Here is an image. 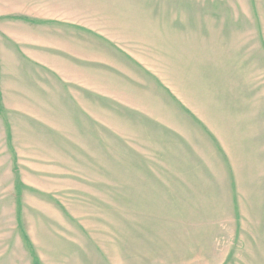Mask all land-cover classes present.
Instances as JSON below:
<instances>
[{"label":"rangeland","instance_id":"rangeland-1","mask_svg":"<svg viewBox=\"0 0 264 264\" xmlns=\"http://www.w3.org/2000/svg\"><path fill=\"white\" fill-rule=\"evenodd\" d=\"M0 264H264V0H0Z\"/></svg>","mask_w":264,"mask_h":264},{"label":"crops","instance_id":"crops-1","mask_svg":"<svg viewBox=\"0 0 264 264\" xmlns=\"http://www.w3.org/2000/svg\"><path fill=\"white\" fill-rule=\"evenodd\" d=\"M129 59V58H128ZM132 60H134L133 58H132ZM135 61V60H134ZM89 96L90 97H94L90 92H89Z\"/></svg>","mask_w":264,"mask_h":264}]
</instances>
